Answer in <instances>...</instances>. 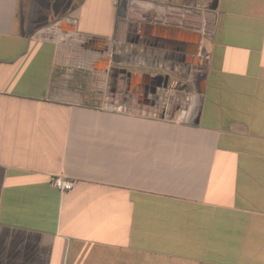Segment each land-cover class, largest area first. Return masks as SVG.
Masks as SVG:
<instances>
[{
    "label": "crops",
    "instance_id": "1",
    "mask_svg": "<svg viewBox=\"0 0 264 264\" xmlns=\"http://www.w3.org/2000/svg\"><path fill=\"white\" fill-rule=\"evenodd\" d=\"M0 264H264V0H0Z\"/></svg>",
    "mask_w": 264,
    "mask_h": 264
},
{
    "label": "rangeland",
    "instance_id": "2",
    "mask_svg": "<svg viewBox=\"0 0 264 264\" xmlns=\"http://www.w3.org/2000/svg\"><path fill=\"white\" fill-rule=\"evenodd\" d=\"M169 34L174 38L177 37L179 38L181 36L182 37L188 35L193 36L194 32L189 33L183 30H171ZM166 43L169 44L172 50H177L181 44L178 43L176 40L175 42L169 40ZM184 57L186 59L184 61L185 63H182L180 69H178L175 72V74L177 73L176 77L167 76L168 77L167 88L159 89L156 94H151V93L149 94L147 91H145V85L150 83L149 79L151 76L141 73L140 74L132 73V75L129 77L130 79L129 84L132 86L130 88V91L129 92L127 91L124 82H120V86H119L120 94L118 95L117 100L119 99L120 101L123 100L135 101L137 104L142 105V107L145 104L149 103L150 105L148 104L149 107H147V110L149 109L153 114L162 112L166 104H168L167 106L168 113L179 112V110L187 106L189 102L188 98H190L191 96L190 91L192 90V87L198 86L200 81L199 79L201 78V75L205 67L204 58L202 57V55L201 57H198L196 55L191 57L185 55ZM190 59L192 60V62L188 64ZM94 68H95V64H94ZM165 71L168 74L170 73L169 69ZM134 76H139L140 82L138 84L134 81L135 79ZM117 77L118 74H114V72L111 71L110 76L108 78L109 79L108 81L110 82L109 91L111 89L113 90V81H115ZM150 106H152L153 109Z\"/></svg>",
    "mask_w": 264,
    "mask_h": 264
},
{
    "label": "flooded vegetation",
    "instance_id": "3",
    "mask_svg": "<svg viewBox=\"0 0 264 264\" xmlns=\"http://www.w3.org/2000/svg\"><path fill=\"white\" fill-rule=\"evenodd\" d=\"M149 81L150 83L145 85V91L149 94H156L159 89L166 88L168 85V77L161 74L150 77Z\"/></svg>",
    "mask_w": 264,
    "mask_h": 264
},
{
    "label": "built area",
    "instance_id": "4",
    "mask_svg": "<svg viewBox=\"0 0 264 264\" xmlns=\"http://www.w3.org/2000/svg\"><path fill=\"white\" fill-rule=\"evenodd\" d=\"M120 0H113L114 4L117 5ZM50 183L52 186L57 188L60 191H68L71 190L74 186V180L68 179L63 176H53L50 179Z\"/></svg>",
    "mask_w": 264,
    "mask_h": 264
}]
</instances>
